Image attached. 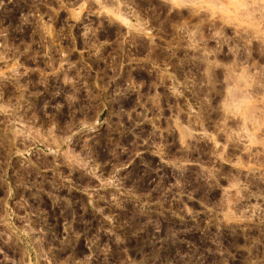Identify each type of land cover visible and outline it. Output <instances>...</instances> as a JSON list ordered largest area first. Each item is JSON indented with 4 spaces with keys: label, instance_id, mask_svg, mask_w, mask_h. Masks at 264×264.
I'll return each instance as SVG.
<instances>
[{
    "label": "rangeland",
    "instance_id": "obj_1",
    "mask_svg": "<svg viewBox=\"0 0 264 264\" xmlns=\"http://www.w3.org/2000/svg\"><path fill=\"white\" fill-rule=\"evenodd\" d=\"M264 0H0V264H264Z\"/></svg>",
    "mask_w": 264,
    "mask_h": 264
},
{
    "label": "bare ground",
    "instance_id": "obj_2",
    "mask_svg": "<svg viewBox=\"0 0 264 264\" xmlns=\"http://www.w3.org/2000/svg\"><path fill=\"white\" fill-rule=\"evenodd\" d=\"M264 14V13H263Z\"/></svg>",
    "mask_w": 264,
    "mask_h": 264
}]
</instances>
